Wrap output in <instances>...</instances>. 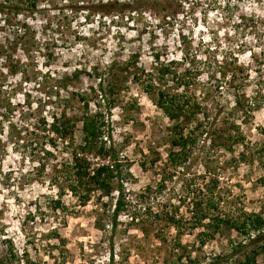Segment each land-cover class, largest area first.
Here are the masks:
<instances>
[{"label": "rangeland", "instance_id": "1", "mask_svg": "<svg viewBox=\"0 0 264 264\" xmlns=\"http://www.w3.org/2000/svg\"><path fill=\"white\" fill-rule=\"evenodd\" d=\"M1 1L19 9L0 13V256L11 247L15 264H225L258 249L238 248L248 237L210 218L264 216V0ZM158 89L200 104L177 122L192 144L172 145L176 121ZM241 89L261 102L244 120L232 110ZM85 112L108 121L121 164L114 226L116 189L81 203L68 188L69 150L53 148L42 123L70 119L75 148ZM231 122L243 143L227 138Z\"/></svg>", "mask_w": 264, "mask_h": 264}, {"label": "trees", "instance_id": "2", "mask_svg": "<svg viewBox=\"0 0 264 264\" xmlns=\"http://www.w3.org/2000/svg\"><path fill=\"white\" fill-rule=\"evenodd\" d=\"M134 3L141 4L142 0H134ZM113 4H116L117 6L119 5L117 1L101 3L103 11L110 13L111 11L116 10V7L111 8V5ZM32 5H34V2H32ZM18 9L19 8L14 7L13 4L9 6L0 0V13L5 10L18 11ZM161 71V76L169 73L168 66H163ZM230 78L229 85L235 78V72L231 74ZM151 88H153V85L152 83H149L146 89ZM97 89L101 98L104 101H107V106L104 107V111L107 113V111L111 109L110 105L113 103V99L107 98L106 93L104 92V83L101 80H99L97 84ZM108 89L110 90V88ZM156 93L157 103L162 108L164 114L171 121H176L174 128L178 133L176 137L172 138V145L184 148L186 145L192 144L195 140V136H192L191 133L184 134L183 127L177 122L180 118L190 119L195 114L199 113L198 110L201 109L200 104L196 100L191 102V98L186 94H169L161 89H158ZM81 98L84 101L85 107H88V101L85 99V95ZM259 101L260 100L256 97H253V99L248 98L242 89L237 90L233 94L232 110L235 112H241L244 120L245 117L250 116L255 110L259 109L261 103ZM69 120L65 117H62L59 120L56 115L53 116V122L49 124L47 123V120H42L43 124L48 125V131H51V133L48 132V135H50L48 136V143L53 148H56L58 144L61 143L64 148L69 150L70 162L66 163V166H68V171L70 170L67 173H72L73 180L68 184V188L78 196L81 203L85 204V202L88 201L92 191L99 190L105 195H109L114 188L116 189L118 194L114 200L112 212V225L114 226L116 225V219L119 212L125 206V202L122 194L123 187L120 182L121 164L115 148L110 141V134L107 128L108 121L104 119L101 112H95L94 114L85 112L80 118L82 132L81 143L74 148L72 144L74 130L73 126L70 125L71 121ZM224 130L228 132L227 138H231L234 141L233 143H243V141H245L244 135L239 132V127L234 122H231ZM260 133L262 140L261 142H258V146L260 147L257 149H259L258 154L264 156V130L261 129ZM170 154L171 157L177 155L175 152H170ZM68 177L70 176L68 175ZM114 180L116 181L115 185H113ZM57 203H59V201ZM200 212L201 214L199 215L198 223H202L204 219L208 218L207 214L203 213L201 210ZM210 220H215L216 227H220L222 223L228 224L230 227L239 231L241 235L248 237L249 241L246 244H238V248L241 247L245 249L247 245H255L258 248L247 252L242 260H231L229 262L227 261L225 264H260L257 262L256 256L260 254L264 256V216L251 214L247 215L242 220L224 219L216 216L215 218L211 217ZM12 250L11 247L7 249V257L0 256V264H15L13 259L16 257V253ZM110 264L113 263L110 262Z\"/></svg>", "mask_w": 264, "mask_h": 264}]
</instances>
